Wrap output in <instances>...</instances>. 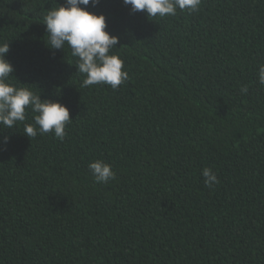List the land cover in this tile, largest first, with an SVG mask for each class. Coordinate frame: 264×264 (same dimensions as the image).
Masks as SVG:
<instances>
[{
	"label": "trees",
	"instance_id": "trees-1",
	"mask_svg": "<svg viewBox=\"0 0 264 264\" xmlns=\"http://www.w3.org/2000/svg\"><path fill=\"white\" fill-rule=\"evenodd\" d=\"M64 3L0 0L9 82L72 120L63 141L0 125V264H264V0L163 18L90 4L119 38L129 79L115 91L81 87L68 45L46 46L43 17ZM95 159L115 180L94 181Z\"/></svg>",
	"mask_w": 264,
	"mask_h": 264
},
{
	"label": "clouds",
	"instance_id": "clouds-1",
	"mask_svg": "<svg viewBox=\"0 0 264 264\" xmlns=\"http://www.w3.org/2000/svg\"><path fill=\"white\" fill-rule=\"evenodd\" d=\"M202 0H123L125 6H131L130 12H146L148 18L175 16L177 11L192 14L199 10ZM100 0H65L47 11L43 17V25L48 36L46 46L50 50H63L65 45L71 49L75 58L77 72L84 74L81 87L88 88L103 84L114 91L129 79L128 72L122 70L124 62L113 52L119 38L106 31V17L87 11V6H98ZM84 6V7H81ZM9 43L0 44V125L13 129L18 122L23 123L24 135L35 138L53 132L63 141L66 126L72 121L68 108L52 100H42L28 85L17 87L9 82L14 68L6 59ZM258 84L264 86V64L259 65ZM21 85V84H20ZM242 94H247L248 87L242 86ZM30 108L32 123H26V109ZM9 137L4 136L0 144L6 145ZM94 181L107 184L115 180L116 174L110 164L95 159L88 165ZM205 186L212 188L219 183L217 175L209 168L202 171Z\"/></svg>",
	"mask_w": 264,
	"mask_h": 264
}]
</instances>
